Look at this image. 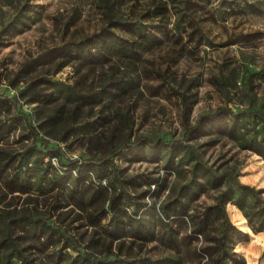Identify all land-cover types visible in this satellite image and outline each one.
I'll list each match as a JSON object with an SVG mask.
<instances>
[{"label": "trees", "instance_id": "obj_1", "mask_svg": "<svg viewBox=\"0 0 264 264\" xmlns=\"http://www.w3.org/2000/svg\"><path fill=\"white\" fill-rule=\"evenodd\" d=\"M190 1L101 0L105 26L52 45L24 64L16 76L38 67L51 68L52 72L32 74L16 95L0 90V114L14 112L15 119L21 120L32 135V144L17 155L0 148V185L4 194L32 197L37 192L45 198L47 209L42 213L33 206L0 212V264H176L173 255L156 259L141 255L155 241L176 253L179 243L173 235L174 223L184 226L181 242L187 246L194 243L200 264H246L235 247L248 241L249 235L231 222L226 206L238 208L253 234L264 232V189L241 182L235 164H208L192 141L197 143L208 136L223 139L238 151L264 160V110L260 107H219L187 126L181 139L127 138L107 153L75 158L40 138L28 116L18 109L20 100L52 104L46 121L53 124L68 116H83L84 111L92 112L137 91L138 65L161 37H179L187 26L198 28L188 14ZM218 1L221 16L227 13L223 3L229 11L259 9L256 0H245L243 5L238 2L236 8L237 0ZM120 7L127 8L128 14L124 15ZM240 39L242 36L233 42L206 43L224 47ZM70 65L80 79L85 75L81 70L104 66H108L109 75L105 84L96 87L83 80L65 84L49 77ZM254 74L264 78V64ZM74 132L70 128L65 137ZM123 151H141L155 162L164 159L166 169L172 171L184 163L191 164L190 178L174 197L158 203L167 188V178L124 175L115 160ZM180 153L182 157L175 161ZM208 191L213 192L212 203L194 210L183 199L187 196L194 201Z\"/></svg>", "mask_w": 264, "mask_h": 264}, {"label": "rangeland", "instance_id": "obj_2", "mask_svg": "<svg viewBox=\"0 0 264 264\" xmlns=\"http://www.w3.org/2000/svg\"><path fill=\"white\" fill-rule=\"evenodd\" d=\"M244 1L237 0L234 8ZM256 1L259 9L253 12L229 11L223 3L227 13L221 16L217 11L218 0H211L210 4L191 0L188 14L198 28L185 27L184 23L186 29H181V36L163 35L138 65L139 89L95 107L92 112L84 111L83 116H68L51 124L46 117L51 113L52 104L20 100L18 109L28 116L29 124L40 138L74 158L107 153L127 138L181 139L187 126H193L200 116L212 114L219 107L254 106L264 110V78L254 74L264 64V0ZM118 9L128 14L127 8ZM105 24L101 0H0V90L8 96L16 95L32 74L52 72L51 68L38 67L16 76L24 64L52 45L91 34ZM238 36L242 39L234 45L218 47L206 43V40L214 45L233 42ZM80 72L85 74L83 79L70 65L49 77L65 84L83 80L96 87L105 84L109 75L108 66ZM226 79L228 82L224 83ZM0 126L1 149L17 155L32 144L29 128L15 119L14 112L0 114ZM70 128L75 129L74 134L65 137ZM192 143L208 164H235L241 182L264 189V160L260 157L209 136ZM181 157L182 153L176 155L175 161ZM115 160L124 175L153 174L167 178V188L158 203L174 197L190 178L191 164L177 166V171L167 170L164 159L155 162L144 157L141 151H123ZM53 164L56 165L54 160ZM31 196L4 194L0 185V212L37 206L44 213L45 198L37 192ZM212 197L213 192L208 191L194 201H189L187 196L183 199L194 210L211 204ZM227 213L237 228L249 234V240L239 243L235 252L245 258L246 264H264L262 235L251 233L238 214ZM172 227L179 243L176 253L155 241L141 255L147 254L153 259L173 255L176 264H200L194 255V243L187 246L181 242V236L186 233L184 226L174 223Z\"/></svg>", "mask_w": 264, "mask_h": 264}, {"label": "crops", "instance_id": "obj_3", "mask_svg": "<svg viewBox=\"0 0 264 264\" xmlns=\"http://www.w3.org/2000/svg\"><path fill=\"white\" fill-rule=\"evenodd\" d=\"M226 210H227V211H230V212H232V213H234V214H238L239 217L244 218V217L242 216L241 212L238 210V208L235 207V206H233V205H231V204H228V205H227ZM244 224L246 225L247 229L250 231V229H249L248 226H247L246 220H245ZM250 232H251V231H250ZM251 233H252V232H251ZM257 234L262 235V236H260V239L264 240V232H260V233H257ZM248 235H249V234H248Z\"/></svg>", "mask_w": 264, "mask_h": 264}]
</instances>
